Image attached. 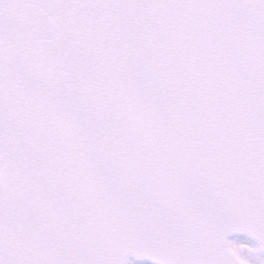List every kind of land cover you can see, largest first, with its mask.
Returning a JSON list of instances; mask_svg holds the SVG:
<instances>
[{
	"label": "snow or ice",
	"instance_id": "snow-or-ice-1",
	"mask_svg": "<svg viewBox=\"0 0 264 264\" xmlns=\"http://www.w3.org/2000/svg\"><path fill=\"white\" fill-rule=\"evenodd\" d=\"M0 264H264V0H0Z\"/></svg>",
	"mask_w": 264,
	"mask_h": 264
}]
</instances>
